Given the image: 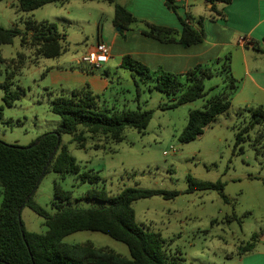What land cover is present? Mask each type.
<instances>
[{"label":"rangeland","instance_id":"rangeland-1","mask_svg":"<svg viewBox=\"0 0 264 264\" xmlns=\"http://www.w3.org/2000/svg\"><path fill=\"white\" fill-rule=\"evenodd\" d=\"M100 7H103L101 13ZM27 17L56 23L58 31L65 35L68 49L58 57H40L34 62L32 50L23 47L18 37L10 44H0V54L7 60L18 52L27 55L10 87L12 91L22 89L20 96L7 105L0 86V140L20 146L30 144L60 122L50 105L62 92L51 85L49 71L79 68L72 58L81 57L94 46L99 34L110 36L115 30L120 31L119 26L112 24L113 6L102 1L69 0L24 12L19 9L18 0H0V25L24 29ZM86 66L91 69L89 64ZM9 69L7 62L0 63V83ZM222 74L216 72L205 79L206 89L212 92L218 86L217 92L221 91L225 86ZM109 78L112 87L105 95H99V103L108 107L114 104L117 109L151 110L146 129L126 127L120 142L106 141L102 136L88 137L84 148L70 142V135L61 134V144L66 145L81 171L97 174L99 179L94 183L81 182L75 174L60 178L58 173L49 171L41 178L33 198L47 211H54L53 181L70 190L72 203L81 206L88 203L77 198L90 187H103L113 195L124 187L134 186L176 190L179 193L173 198L155 195L132 203L136 221L145 229L161 234L168 255L181 256L184 264H241L238 248L250 241L254 233L257 234L254 246L263 249L264 153H257L252 145L260 128L249 131L250 139L242 143V151L234 148L236 127L249 117V112L243 110L245 105L232 102L202 133L182 142L178 134L187 123L189 110L202 108L205 98L162 109L160 105L169 102L170 97L156 89L148 90L153 79L141 78L125 68L111 69ZM259 146L264 147V138ZM188 175L196 181H219L227 201L215 189L187 192ZM1 191L0 186V202ZM20 216L26 230L46 231L43 218L29 207H23ZM63 241L91 242L129 257L126 244L99 231H76L64 236Z\"/></svg>","mask_w":264,"mask_h":264},{"label":"trees","instance_id":"trees-1","mask_svg":"<svg viewBox=\"0 0 264 264\" xmlns=\"http://www.w3.org/2000/svg\"><path fill=\"white\" fill-rule=\"evenodd\" d=\"M67 1L69 0H18V6L21 11L29 12L48 3L63 4ZM103 1L113 6V24L121 30L141 22L116 0ZM164 1L169 9L177 10L176 0ZM204 1L211 3V10L217 15H222L216 11V2L229 3L231 0ZM202 18L199 17L198 21ZM181 23L182 29L176 30L142 21L143 25L139 30L161 42L177 41L183 46L196 44L204 39L201 28H194L186 18L181 19ZM15 37L19 38L23 47L32 50L34 62L40 57H58L68 49L65 35L58 31L56 23L47 20L37 21L27 17L24 19V29L0 25V44H10ZM262 40L264 42V37ZM249 43L259 49L256 39H250ZM26 57V53L18 52L16 57L7 60L0 54V63L7 62L10 68L4 81L0 83L4 90L3 102L7 105L23 92L22 89L12 91L10 87ZM229 60V56L216 59L215 62L222 61L220 73L225 74V86L208 98L206 96L210 89H206L204 81L216 74V69L209 66L197 64L183 73L161 69L151 71L130 56L122 58L121 66L138 73L141 78L153 79V84L147 86L148 90L156 89L170 97L169 102L160 105L162 109L175 108L180 104L205 98L202 108L189 110L187 123L178 134L180 141L187 142L202 133L219 114L230 108V96L237 89V80L230 73ZM50 109L60 117L55 129L38 136L26 146L0 140V264H184L181 256L167 254L164 248L166 240L159 232L147 230L136 221L132 207V203L141 198L155 195L165 199L173 198L179 193L176 190L134 186L124 187L113 195L103 187H90L77 198L88 203L81 206L72 203L70 190L63 189L58 181H53L54 211L49 212L40 205L33 198L34 193L27 199L33 188L38 186L37 181L49 171L58 173L60 178L75 174L81 182L94 183L99 179L97 174L81 171L80 164L68 152L66 145L61 144V134L70 135V142L75 143L77 148H84L88 137L102 136L106 141L120 142L126 127L143 131L152 116L151 110L117 109L116 106L101 105L99 95L88 85L59 94L52 99ZM243 110L249 112V117L236 127L234 148L239 147V151H242V143L250 139L249 131L259 127V134L252 145L257 153H264V147L259 146L260 140L264 138V107L245 105ZM241 113L242 111L238 112L239 115ZM94 147L99 148L97 145ZM187 181V192L215 189L227 201L219 181H196L190 175ZM25 206L43 218V224L47 227L45 232L28 231L22 220L19 222L18 211ZM81 230L99 231L123 242L128 247L129 257L106 247H97L91 242L63 241L64 236ZM256 239L257 234H252L250 241L239 246L238 254L250 252Z\"/></svg>","mask_w":264,"mask_h":264},{"label":"crops","instance_id":"crops-1","mask_svg":"<svg viewBox=\"0 0 264 264\" xmlns=\"http://www.w3.org/2000/svg\"><path fill=\"white\" fill-rule=\"evenodd\" d=\"M116 1L141 22L128 29L115 30L110 36L99 34L98 39L106 42L110 48L106 62L81 63V57H77L71 59L80 65L77 69H51L48 73L50 83L59 87L62 93L85 85L95 94L107 93L112 87L109 73L111 69L117 71L123 68L121 62L124 56L142 62L151 71L161 69L172 73H183L197 64L209 66L220 73L222 61L215 62L216 59L229 56L230 73L237 80V89L230 96L231 103L264 107V0L217 1L216 11L222 15H217L211 10V3L204 0H176V11L169 9L164 0H156V3L153 0ZM102 9L100 7V13ZM201 16L203 18L199 22ZM183 18L194 28L203 30L204 39L201 42L189 46L177 41L161 42L139 30L142 21L181 30ZM250 39L257 40L259 49L249 43ZM88 64L91 69L86 66ZM217 87L208 95L216 94ZM239 257L241 264H264V248L254 246L250 252Z\"/></svg>","mask_w":264,"mask_h":264},{"label":"built area","instance_id":"built-area-1","mask_svg":"<svg viewBox=\"0 0 264 264\" xmlns=\"http://www.w3.org/2000/svg\"><path fill=\"white\" fill-rule=\"evenodd\" d=\"M109 53V45L98 39L94 46L81 56L80 61L89 64H100L108 60Z\"/></svg>","mask_w":264,"mask_h":264},{"label":"water","instance_id":"water-1","mask_svg":"<svg viewBox=\"0 0 264 264\" xmlns=\"http://www.w3.org/2000/svg\"><path fill=\"white\" fill-rule=\"evenodd\" d=\"M33 144H35V142L33 143ZM55 150V149H54ZM53 153H54V151H53ZM52 153V154H53ZM52 154H51V156H52ZM51 156H50V158H51ZM50 158H49V160H50ZM44 172V171H43ZM43 172L41 173V176L43 175ZM39 181H40V179L37 181V184L39 183ZM36 188H37V185L33 188V190L29 193V195L27 196V199L34 193V191L36 190ZM20 212H21V210H19L18 211V219H19V222L21 221V216H20Z\"/></svg>","mask_w":264,"mask_h":264}]
</instances>
